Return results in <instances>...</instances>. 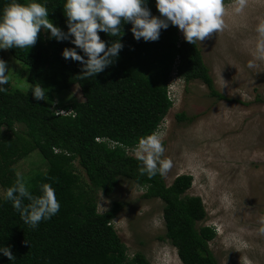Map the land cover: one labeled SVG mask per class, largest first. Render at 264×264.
Instances as JSON below:
<instances>
[{
  "label": "trees",
  "instance_id": "16d2710c",
  "mask_svg": "<svg viewBox=\"0 0 264 264\" xmlns=\"http://www.w3.org/2000/svg\"><path fill=\"white\" fill-rule=\"evenodd\" d=\"M11 2L0 0V16ZM16 2L45 6L47 18L68 31L66 0ZM146 6L160 17L155 0H146ZM131 27V23L122 22L120 37L98 31L106 46L119 39L123 47L111 65L91 77L81 75L80 62L62 56L65 48H74L84 56L71 43V36L58 41L41 28L34 46L6 49L12 59L26 66L28 87L20 92L7 83L2 86L6 91L0 92V188L5 193L13 186L16 180L11 166L37 151L45 170L31 180L29 189L40 195L41 185L50 184L60 209L33 228L23 222L11 201L0 197V247H10L15 257L8 260L0 253V264H149L140 253L127 258L110 226L120 210L119 203H110L101 214L96 212L95 194L108 198L117 178L142 188L143 199L160 201L164 239L176 251L180 264H216L207 245L214 230L196 226L205 217L200 199L185 195L191 176L178 175L169 185L160 174L149 179L140 174L141 162L127 150L155 131L171 108L166 89L171 73L184 84L199 81L209 98H225L214 89L197 44L180 38L176 26L169 22L156 41L136 40ZM36 84L54 92L76 86L82 101L62 107L71 111L70 115H57L33 97ZM176 119L188 120L182 114ZM5 133H10V140ZM74 162L84 173L86 188L78 182Z\"/></svg>",
  "mask_w": 264,
  "mask_h": 264
},
{
  "label": "rangeland",
  "instance_id": "374dc122",
  "mask_svg": "<svg viewBox=\"0 0 264 264\" xmlns=\"http://www.w3.org/2000/svg\"><path fill=\"white\" fill-rule=\"evenodd\" d=\"M224 5L223 30L196 44L214 89L225 99L209 98L199 81L184 84L170 74L166 89L172 105L155 130L163 134L164 157L173 162L162 177L169 185L178 175L191 176L185 195L200 199L205 217L196 226L214 230L207 245L216 264H264V60L248 67L256 51L255 29L264 19V0H247L240 12L235 11L236 0H224ZM0 59L7 64L11 89L25 92L26 66L6 49H0ZM44 89L46 100L41 102L54 112L82 101L76 86L57 92ZM179 114L188 120L178 121ZM9 134L4 135L10 140ZM132 149L127 154L135 158ZM11 168L15 180L19 173L30 187L31 180L44 172L45 163L32 151ZM73 170L86 188L88 182L75 162ZM142 194V188L117 178L108 198L95 194L96 212H105L112 202L120 204L110 226L127 258L140 253L149 264H180L164 239L162 204L143 199Z\"/></svg>",
  "mask_w": 264,
  "mask_h": 264
},
{
  "label": "clouds",
  "instance_id": "9594fccd",
  "mask_svg": "<svg viewBox=\"0 0 264 264\" xmlns=\"http://www.w3.org/2000/svg\"><path fill=\"white\" fill-rule=\"evenodd\" d=\"M236 3L235 11L240 12L246 7L247 0H236ZM155 4L160 17L151 14L146 0H66L64 13L68 31L65 33L47 18L45 6L12 0L0 16V49H28L34 46L41 28L58 41L68 40L71 36V43L81 49L87 59L74 48L63 49L62 56L80 62L83 65L81 75L91 77L111 65L123 47L119 39L106 46L98 31L120 37L122 22L131 23V32L136 40L156 41L160 30L167 29L170 22L183 33L186 42L195 45L222 31L225 26L224 0H155ZM255 31L258 34L256 51L254 59L248 63L249 68H255L256 61L264 60V19L259 21ZM7 72L6 62L0 59V92L6 91L2 86L8 83ZM45 91L36 84L32 88V95L38 101L46 100ZM163 139V134L153 131L139 138L132 149L135 158L141 162L140 174L147 175L149 179L157 174L163 176L173 167L171 158L164 157ZM4 198L12 202V207L19 212L23 222L33 228L42 220L50 219L60 209L55 190L50 184H42L41 194L33 195L19 173L14 185L5 190ZM24 200L29 203L25 205ZM0 253L8 260L15 259L10 247H0Z\"/></svg>",
  "mask_w": 264,
  "mask_h": 264
},
{
  "label": "built area",
  "instance_id": "2783aa9c",
  "mask_svg": "<svg viewBox=\"0 0 264 264\" xmlns=\"http://www.w3.org/2000/svg\"><path fill=\"white\" fill-rule=\"evenodd\" d=\"M63 111V112H61ZM59 112V113H58ZM55 114L57 115H61V116H64V115H70L71 114V111H64V110H59L57 112H55ZM96 141H99L98 139H95Z\"/></svg>",
  "mask_w": 264,
  "mask_h": 264
}]
</instances>
